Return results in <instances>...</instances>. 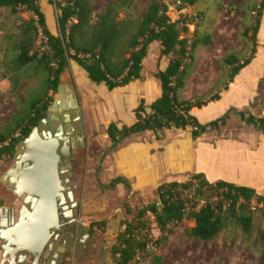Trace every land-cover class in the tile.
I'll list each match as a JSON object with an SVG mask.
<instances>
[{"label":"trees","instance_id":"obj_1","mask_svg":"<svg viewBox=\"0 0 264 264\" xmlns=\"http://www.w3.org/2000/svg\"><path fill=\"white\" fill-rule=\"evenodd\" d=\"M164 1L151 0L142 17L136 20L126 13L132 5L131 0L108 2L99 13H94L93 0H0V9L9 10L19 21L16 32L0 37L3 53L0 79L9 81L12 95L23 81H33L25 92L20 111L0 129V159L11 161L18 142L45 117L60 76L71 62L84 71L90 82L113 90L140 79L143 60L153 42L159 44L161 57H169L166 68L154 74L160 84V95L148 105V112L144 101L139 102L133 112L135 122L132 125L119 127L111 123L106 127L109 150L144 131L160 133L191 127L192 138L196 139L207 129L217 130L219 125H224L226 116L209 124H199L191 110L200 108L203 103L179 99L184 80L191 70L185 61L198 41L193 39L195 32L189 34L185 26L187 16L169 20L165 15ZM180 1L181 9L198 0ZM41 3L51 8L55 24L53 31L46 22ZM262 12L264 0L260 1L256 12L250 36V55L241 62L234 55L223 59V64L230 66V81L249 65L256 54L257 35L264 29V25L260 27ZM21 15L29 17L23 19ZM38 30L46 38L41 47L37 46ZM215 99L216 96L212 98ZM238 115L264 136V116L245 117L243 112ZM119 183L125 182L117 178L101 188L113 189ZM154 195V202L143 205L130 222L123 223L124 228L112 250L114 264H133L141 253L147 251L151 241V222L161 235L154 243L158 245L166 240L173 226L184 220L193 223L184 230L187 238L210 242L230 225L238 227L246 236L251 235V209L258 208L264 219V191L256 192L223 181L209 183L202 175H194L184 183H163L156 188ZM256 235L263 246L264 232L257 231Z\"/></svg>","mask_w":264,"mask_h":264},{"label":"crops","instance_id":"obj_2","mask_svg":"<svg viewBox=\"0 0 264 264\" xmlns=\"http://www.w3.org/2000/svg\"><path fill=\"white\" fill-rule=\"evenodd\" d=\"M41 9L53 31L55 24L51 8L41 3ZM99 12L100 10L94 11ZM1 33L4 32L0 31ZM258 39L256 54L249 65L231 81L230 66H227V82L222 90L213 91V94L204 100L198 99L197 101L203 105L191 110V114L201 125L226 116L224 125H219L217 130L207 129L196 139L192 138L191 127L184 130H163L160 133L144 131L128 137L114 150H109L110 142L105 134L106 127L111 123L119 127L132 125L135 122L133 112L141 100L144 101V108L148 112V105L160 95V84L154 74L166 68L169 57H161L159 44L151 43L147 57L143 60L140 79L113 90H108L103 84L90 82L84 71L71 62L60 76L58 87L61 91L58 95L64 102L70 97V89L74 90L80 110V123L82 127L84 126L79 132L83 134L86 143L85 173L88 174L95 168L100 186H107L112 180L120 178L125 183L117 184L116 189L124 193V197L127 195L142 198L145 200L143 205L156 200L154 192L159 185L171 182L184 183L194 175H202L209 183L223 181L248 187L256 192L264 191V136L255 130L240 128H236L239 132H234L231 136L220 132L223 127L231 128L227 125L231 122L230 116H234L235 119L237 116L240 119L238 114L243 111L236 110V107L245 105L252 99L254 77L264 67V29L259 33ZM152 47H156V54L153 56L150 54ZM2 54L0 47V64ZM243 72H246L248 79L240 77ZM188 80L187 77L179 95L181 101H188L184 93L189 84ZM32 83L33 81L25 80L18 90ZM9 89V81L0 79V129L20 111L24 100L23 98L15 111L5 116L17 94V92L14 95L10 94ZM197 96L202 95L198 93ZM214 96L217 99L212 100ZM243 113L246 117V112ZM240 121L247 125L242 119ZM252 136L256 139L253 140ZM96 158L99 162L97 167H94ZM0 162L3 161L0 159ZM27 261L29 263V260Z\"/></svg>","mask_w":264,"mask_h":264},{"label":"rangeland","instance_id":"obj_3","mask_svg":"<svg viewBox=\"0 0 264 264\" xmlns=\"http://www.w3.org/2000/svg\"><path fill=\"white\" fill-rule=\"evenodd\" d=\"M112 1L116 0H93L94 11L101 10L104 4ZM131 1L132 5L126 10V13L138 20L142 17L151 0ZM260 1L198 0L184 11L186 15L192 16L196 14L199 16V22L195 28V37H193V39L198 41V44L185 61L186 65L190 66L191 69L186 76L189 79V84L184 92L189 102L194 103L193 101L197 102L198 99L204 100L213 94V91L222 90L227 82L228 74V68L223 64V59L226 56L235 55L242 61L250 55V36L253 31ZM170 16L174 18L173 15ZM28 17V15H21L23 19ZM18 24L17 17L12 16L9 10H0V31L4 32L1 33L2 35L16 32ZM262 25H264V12H262V17L260 18V27ZM246 29L248 31L244 35ZM1 34L0 36H2ZM206 40L208 41L207 43L205 42ZM258 41L257 35V43H259ZM37 46L41 47V43L38 40ZM150 54L152 56L156 54V47L151 48ZM246 72L241 73L240 77L248 79ZM254 78L251 91L252 99L245 105L237 106L236 110L245 111L246 116L263 117L264 67ZM28 86L25 85L17 91V94L14 96L15 100L11 101L13 105H11L5 116L18 108ZM198 93L202 96H197ZM230 118L231 122H228L227 125L231 128H221L220 132L223 135L231 136L234 132H239L237 130L239 128L242 130H254L251 126L241 122L237 116L236 119L234 116H230ZM83 128L84 126L82 127L80 122L75 126L80 140L77 139L73 142V145L70 147L68 160V165L73 171V173H70V178L77 183L75 202L81 208L90 205L92 202L96 204V209L88 211L90 213L89 217L105 218L106 234L95 230L87 244V251L84 254L78 255L79 260L77 263L104 264L103 247L106 246V241L109 240V229L112 227L110 224L115 219H119L121 222L119 230H122L124 228L122 223L126 221L130 222L145 200L133 196L126 197L127 195L124 197V193L117 190L116 187L113 189L101 188L95 168H92L90 173H85L87 169L86 143L85 139H83V134L81 135L79 132ZM252 137L253 140L256 139L255 136ZM1 160L3 162H0V175L13 162V159L9 161L1 158ZM98 162L99 159L96 158L94 167H97ZM4 190H7V188L0 184V194ZM8 198L7 201L0 198V207L13 208L14 212H16L20 205V200H16L11 194H9ZM122 203H124V206L119 209ZM251 210L253 213V231L251 235L246 236L238 227L230 225L210 242H200L187 238L184 230L191 227L193 223L189 220H184L172 227L171 233L167 235L164 242L155 245L154 243L161 238V235L155 228L154 223L151 222V241L149 242L148 249L146 252L141 253L133 264H264V245L262 246L258 242L256 235L257 231L264 232V219L258 208ZM115 213L116 216H113ZM110 217L112 218L109 219ZM157 258H159V261H156ZM22 264H28V261Z\"/></svg>","mask_w":264,"mask_h":264},{"label":"water","instance_id":"obj_4","mask_svg":"<svg viewBox=\"0 0 264 264\" xmlns=\"http://www.w3.org/2000/svg\"><path fill=\"white\" fill-rule=\"evenodd\" d=\"M57 91L45 117L18 142L12 164L0 175V184L20 200L16 212L0 207V264H22L26 258L30 264H44L48 257L50 230L57 228L64 203L63 175L70 176L65 163L73 142L80 140L75 125L81 117L74 90L70 89L64 102L58 95L60 87ZM8 247L14 251L7 253ZM16 254L21 255L15 259Z\"/></svg>","mask_w":264,"mask_h":264},{"label":"flooded vegetation","instance_id":"obj_5","mask_svg":"<svg viewBox=\"0 0 264 264\" xmlns=\"http://www.w3.org/2000/svg\"><path fill=\"white\" fill-rule=\"evenodd\" d=\"M68 160L69 158L65 163V171L73 173L68 165ZM70 177L71 176H67L66 174L63 175V179H66V181L62 183V186L64 188V203L60 207L61 210L58 212L59 220L57 228L50 230L51 237L46 244V247L48 248V257L44 264H50L52 259L54 264H76L79 260L78 255L84 254L87 251V244L91 235H93V232L95 230H99L101 233L106 234V219L89 217L90 213H88V211L91 209H96V204L92 202L90 205L81 208L75 202V191L77 189V183L75 181H72ZM9 194L10 193L7 190H4V192L0 194V198L7 201L9 199ZM67 194L69 195L67 196ZM122 204L119 206V209L124 206H122ZM113 216H116V213ZM111 218L112 217H110L109 219ZM110 225L112 227L111 229H109V240L106 241V246L103 247L104 264H114L112 250L118 240L120 232L122 231L119 230V226L121 225L119 219H115L114 222H112V224ZM18 248H20V246H18ZM5 250L7 253L14 251V249L11 247H8ZM20 255L21 254H16L15 259H17ZM1 258L2 251L0 249V262ZM27 259L29 260L28 264H30L29 258L24 259V262L27 261ZM41 263L42 262H40V264Z\"/></svg>","mask_w":264,"mask_h":264},{"label":"built area","instance_id":"obj_6","mask_svg":"<svg viewBox=\"0 0 264 264\" xmlns=\"http://www.w3.org/2000/svg\"><path fill=\"white\" fill-rule=\"evenodd\" d=\"M163 4L166 7L165 15L169 18L170 21L178 20L181 16H187L185 26L187 27L189 34H193L195 32V28L197 27V24L199 22V16L196 14H193L192 16L184 14V11L190 6H186L185 8L180 9V7L182 6V2L180 0H165ZM170 15H173L174 18H172ZM37 40L41 44H44L46 42V38L43 36L40 30H38ZM43 49L44 48H42L41 50ZM147 215L148 217H151L150 214Z\"/></svg>","mask_w":264,"mask_h":264},{"label":"bare ground","instance_id":"obj_7","mask_svg":"<svg viewBox=\"0 0 264 264\" xmlns=\"http://www.w3.org/2000/svg\"><path fill=\"white\" fill-rule=\"evenodd\" d=\"M19 246V244H17Z\"/></svg>","mask_w":264,"mask_h":264}]
</instances>
